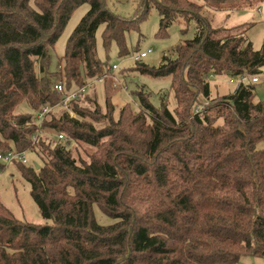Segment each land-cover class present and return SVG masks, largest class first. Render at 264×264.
Wrapping results in <instances>:
<instances>
[{"label": "trees", "instance_id": "obj_1", "mask_svg": "<svg viewBox=\"0 0 264 264\" xmlns=\"http://www.w3.org/2000/svg\"><path fill=\"white\" fill-rule=\"evenodd\" d=\"M107 1L0 0V153L37 155L41 165H11L46 220H19L0 201V264L264 259V149L258 148L264 104L255 100L256 84H238L216 99L210 85L213 77L263 75L264 47L254 48L246 24L214 27L203 13L242 11L264 0H140L141 14L131 19L110 12ZM84 4L90 10L58 64L67 92L103 81L107 97L115 93L108 78L113 67L97 54L101 25L106 53L115 43L124 57L126 35L139 31L152 9L160 17L159 37L175 23L195 21L194 38L176 46L174 57L165 55L158 67L139 61L126 71L170 77L175 109L166 95L155 107L142 87L134 91L140 110L124 105L116 119L108 100L105 111L90 97L80 105L86 91L68 105L75 118L54 109L39 126L37 114L62 100L53 90L55 73L46 69L50 49ZM6 168L0 162V171ZM95 207L114 223L100 224Z\"/></svg>", "mask_w": 264, "mask_h": 264}, {"label": "rangeland", "instance_id": "obj_2", "mask_svg": "<svg viewBox=\"0 0 264 264\" xmlns=\"http://www.w3.org/2000/svg\"><path fill=\"white\" fill-rule=\"evenodd\" d=\"M194 1L202 4L201 0ZM107 8L110 12L127 19L141 14L140 0H109L107 1ZM89 10V4L79 7L72 15L55 46L50 49V64L46 69L48 68L47 71L57 75L53 74L54 76H52L54 84L62 80V74L59 77L58 73H62L63 69L59 68L58 64L66 53L68 39ZM203 13L209 18L214 27L232 28L246 24L245 27L248 29L246 34L249 40L252 41L254 48L260 50L264 47V1L257 2L242 11L217 12L206 8ZM159 22L160 17L157 10L152 9L147 19L141 22L139 31H131L126 35L129 54L124 57L119 56V50L115 43L112 44L109 53H106L103 43V33L106 25L100 26L96 34L97 54L103 62H108L111 67L117 66V69H111L108 75V78L113 81L112 87L115 93L108 98L104 82H92L90 88L87 90L89 96L83 98L80 105L86 106L85 100L90 97L95 99L98 105L105 111L106 101L108 100L109 104L114 106V116L118 119L119 112L124 105L130 104L135 112L140 110L134 91L137 88L141 89L144 87L146 92L150 94V102L155 107L159 108L161 106V96L166 95L168 96L169 108L171 110L175 109L176 101L171 88L170 77L153 78L136 72H126L136 65L134 57L144 52L148 56L142 59L141 62L151 67H158L165 55L174 57L175 47L187 40L193 39L195 36V21L190 22L188 25L183 21L175 23L169 28L165 37L157 36ZM37 69L39 72V66ZM210 85L211 98L213 99L230 95L238 87V84L236 82L231 83V79L228 77H213L211 78ZM255 100L264 104V82L256 84ZM200 105H205L202 99L200 100ZM60 110L62 109L58 107L56 111ZM23 111L26 112L27 109L24 108ZM47 133L51 134L49 131ZM47 133H43V137L45 139L52 138ZM53 140L56 141L55 138ZM82 148L86 149L88 153L94 152V148L92 147L84 146ZM258 148L264 149V141L259 144ZM27 159L29 165L34 163L41 165V161L33 152L27 155ZM30 191L29 184L19 175L14 165H9L0 172V201L4 207L19 220L43 225L46 223V220L41 216ZM96 217L102 225L114 223V221L98 209H96ZM239 264H264V259L244 257Z\"/></svg>", "mask_w": 264, "mask_h": 264}, {"label": "built area", "instance_id": "obj_3", "mask_svg": "<svg viewBox=\"0 0 264 264\" xmlns=\"http://www.w3.org/2000/svg\"><path fill=\"white\" fill-rule=\"evenodd\" d=\"M147 56H148V54L144 52V53H141L140 55L135 56L134 60H135V62H139V61H142V59L146 58ZM113 69L116 70L117 66L114 65ZM235 82L237 84H242V83H246V82L251 83V84L263 83L264 82V74L258 75V76H252V77L242 76V77L238 78L237 80L231 79V83H235ZM88 87H84V88L77 89V90H74L71 92H67L65 89V86L61 82L54 84L53 90L58 95H60L62 97V100H61L60 104L57 105L56 107H45V108H43V110L39 114H37V123L39 124V126L41 127V125L44 122L47 115H49L54 109H57L58 107H60L61 109L68 110L70 116L72 118H75L76 114L69 110L68 105L71 101L77 99L80 94L85 93L87 91ZM39 133H40V130L37 133V135L34 136V138H33L34 143L38 140ZM57 138L59 140L65 139L63 134L58 135ZM29 153H30L29 151H24V152L10 151L7 153H0V162H2L6 167L13 164L14 162H20L22 164L27 165V164H29V161L27 159V155Z\"/></svg>", "mask_w": 264, "mask_h": 264}]
</instances>
